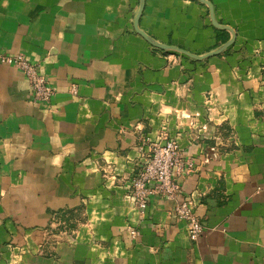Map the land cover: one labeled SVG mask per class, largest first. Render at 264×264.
Here are the masks:
<instances>
[{
  "label": "crops",
  "instance_id": "1",
  "mask_svg": "<svg viewBox=\"0 0 264 264\" xmlns=\"http://www.w3.org/2000/svg\"><path fill=\"white\" fill-rule=\"evenodd\" d=\"M0 0V54L54 87L33 102L0 62V264H264V0ZM175 139V201L128 193L153 145ZM139 232L132 237L130 230Z\"/></svg>",
  "mask_w": 264,
  "mask_h": 264
},
{
  "label": "built area",
  "instance_id": "2",
  "mask_svg": "<svg viewBox=\"0 0 264 264\" xmlns=\"http://www.w3.org/2000/svg\"><path fill=\"white\" fill-rule=\"evenodd\" d=\"M0 62L16 66L25 75L32 89L33 102H50L55 89L36 63L22 53H2ZM183 170L179 143L175 139H167L164 144L157 141L150 157L138 165L132 176L128 198L140 212L145 211L153 194L174 200L177 217L185 221L189 237L198 240L205 230L204 224L196 212L194 201L181 198L183 185L174 178V172L182 174ZM130 232L132 237L139 234L135 229Z\"/></svg>",
  "mask_w": 264,
  "mask_h": 264
},
{
  "label": "water",
  "instance_id": "3",
  "mask_svg": "<svg viewBox=\"0 0 264 264\" xmlns=\"http://www.w3.org/2000/svg\"><path fill=\"white\" fill-rule=\"evenodd\" d=\"M140 1H141V3H140L139 12H138V15H137L136 20H135V29H136L137 32H139L141 35H143L149 42H151V44H153L155 47H158V48H161V49H165V50L177 51V52H180V53H182L184 55H187V56H190V57H193V58L202 59V58H206V57H209V56H214V55H217V54L221 53L222 51L227 49L234 42V38H232V39L228 40L227 42H225L222 46H220L216 50L211 51V52L207 53L204 56H199V55L193 54V53H191V52H189V51H187L185 49H182V48H179V47H176V46L162 44L160 42H157L153 38H151L149 35H147L145 32H143L138 26L139 19H140V16H141L142 12H143L144 4H145V0H140ZM200 1L205 3V4H207V6L209 7L210 18H211L212 24L214 26H216L217 28L227 29V30L232 31L233 32V36L235 37V33H234L233 29L230 26L224 25V24H220L217 21V19L215 17V11H214V6H213L212 2L209 1V0H200Z\"/></svg>",
  "mask_w": 264,
  "mask_h": 264
}]
</instances>
